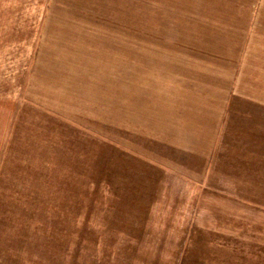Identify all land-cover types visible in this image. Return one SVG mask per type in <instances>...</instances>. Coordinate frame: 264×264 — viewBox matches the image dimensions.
Masks as SVG:
<instances>
[{"label": "rangeland", "instance_id": "rangeland-1", "mask_svg": "<svg viewBox=\"0 0 264 264\" xmlns=\"http://www.w3.org/2000/svg\"><path fill=\"white\" fill-rule=\"evenodd\" d=\"M0 148V264H264V0H0Z\"/></svg>", "mask_w": 264, "mask_h": 264}, {"label": "crops", "instance_id": "crops-1", "mask_svg": "<svg viewBox=\"0 0 264 264\" xmlns=\"http://www.w3.org/2000/svg\"><path fill=\"white\" fill-rule=\"evenodd\" d=\"M30 156L31 155L26 152L25 148L23 149L20 148L18 152L16 151L12 154L11 159L9 158L8 161H16L20 165V166H16L15 168L12 167V169L11 167L10 168L5 167L4 177H7L8 174H11L10 172L13 173V177L16 176L13 178L15 182L14 185L11 187V189L8 190L9 194L14 193V195L18 197H21L22 195L24 196L26 195L27 187H28V184L30 183L28 179L29 180L31 179V157ZM0 162H1V148H0ZM26 171H28L29 178L26 174ZM29 192H30V189H29ZM4 202H10V200L4 201Z\"/></svg>", "mask_w": 264, "mask_h": 264}]
</instances>
